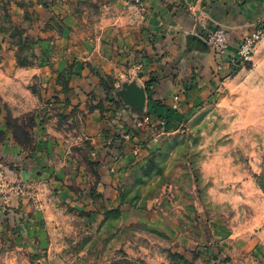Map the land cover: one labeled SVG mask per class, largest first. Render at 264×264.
Returning <instances> with one entry per match:
<instances>
[{
  "label": "rangeland",
  "instance_id": "rangeland-1",
  "mask_svg": "<svg viewBox=\"0 0 264 264\" xmlns=\"http://www.w3.org/2000/svg\"><path fill=\"white\" fill-rule=\"evenodd\" d=\"M123 2L0 0V264H264V37L153 121Z\"/></svg>",
  "mask_w": 264,
  "mask_h": 264
},
{
  "label": "crops",
  "instance_id": "crops-1",
  "mask_svg": "<svg viewBox=\"0 0 264 264\" xmlns=\"http://www.w3.org/2000/svg\"><path fill=\"white\" fill-rule=\"evenodd\" d=\"M120 1L122 3L124 0ZM141 2L146 7L143 18L119 29L120 40L129 48L128 52H121L120 58L130 60L135 57L134 60L142 63L141 72L146 74L152 72L158 78L151 86L149 95L155 106L150 108L152 111L150 119L153 121L167 110V106L163 104L171 103L170 100L161 99L165 95L171 96L176 88L185 90V93L180 94L181 111L190 106L194 93L202 94V91L209 88V79L212 80L213 76L218 78L216 75L218 68L223 69V74H228L233 67L225 59L234 55L240 35L264 16V0H141ZM122 4L124 8L126 3ZM219 25L228 27V50L221 66L218 65L211 50L205 53L198 52L186 39L187 34L203 36L208 29ZM258 47H264V38ZM157 58L160 60L156 61ZM213 80L216 81L215 78ZM213 80L212 84L215 82ZM162 81L164 94H158L156 88Z\"/></svg>",
  "mask_w": 264,
  "mask_h": 264
},
{
  "label": "built area",
  "instance_id": "built-area-1",
  "mask_svg": "<svg viewBox=\"0 0 264 264\" xmlns=\"http://www.w3.org/2000/svg\"><path fill=\"white\" fill-rule=\"evenodd\" d=\"M264 37V19H262L257 26L249 29L240 35L238 45L233 56L225 59L231 67H238L240 65H250L252 56L257 42ZM206 42L209 50L217 59L218 65H222L225 61L228 50V39L226 30L223 28H215L211 30L206 36ZM177 100V96L174 97Z\"/></svg>",
  "mask_w": 264,
  "mask_h": 264
},
{
  "label": "water",
  "instance_id": "water-1",
  "mask_svg": "<svg viewBox=\"0 0 264 264\" xmlns=\"http://www.w3.org/2000/svg\"><path fill=\"white\" fill-rule=\"evenodd\" d=\"M188 40L191 45L201 53L209 51L208 44L197 34H189ZM126 90L121 93L125 102L129 103L133 107H136L138 111H141L145 102V90L143 87H138L134 83L125 86Z\"/></svg>",
  "mask_w": 264,
  "mask_h": 264
},
{
  "label": "trees",
  "instance_id": "trees-1",
  "mask_svg": "<svg viewBox=\"0 0 264 264\" xmlns=\"http://www.w3.org/2000/svg\"><path fill=\"white\" fill-rule=\"evenodd\" d=\"M156 80H157V78L154 77V75H153V77H150L149 80L145 82L147 84L146 89L148 90L147 92H148L149 95H150V92H151V86L153 85L154 82H156Z\"/></svg>",
  "mask_w": 264,
  "mask_h": 264
}]
</instances>
